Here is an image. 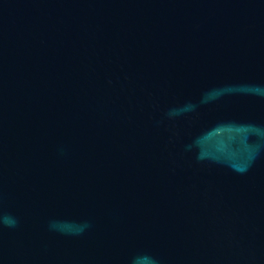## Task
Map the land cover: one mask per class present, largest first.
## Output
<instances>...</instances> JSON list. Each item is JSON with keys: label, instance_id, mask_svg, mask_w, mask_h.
<instances>
[{"label": "water", "instance_id": "obj_1", "mask_svg": "<svg viewBox=\"0 0 264 264\" xmlns=\"http://www.w3.org/2000/svg\"><path fill=\"white\" fill-rule=\"evenodd\" d=\"M0 264H264V0H0Z\"/></svg>", "mask_w": 264, "mask_h": 264}]
</instances>
